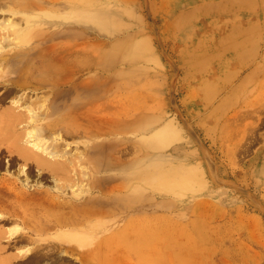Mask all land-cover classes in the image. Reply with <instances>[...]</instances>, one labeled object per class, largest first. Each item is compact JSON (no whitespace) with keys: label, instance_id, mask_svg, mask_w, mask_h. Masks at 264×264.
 <instances>
[{"label":"rangeland","instance_id":"rangeland-1","mask_svg":"<svg viewBox=\"0 0 264 264\" xmlns=\"http://www.w3.org/2000/svg\"><path fill=\"white\" fill-rule=\"evenodd\" d=\"M8 18L18 24L0 28L1 40L14 39L16 26L28 24L39 34L51 22L66 24L50 40L30 39L22 52L30 76L40 69L34 54L49 46L61 49L67 39L84 41L85 50L78 48L71 64L62 67L75 71L77 81L96 77V68L118 72L113 79L120 85L121 105L134 101L140 114L136 125L152 130L126 131L114 146L115 135L97 133L85 120L74 122L69 106L84 105L99 116L114 111L115 103L94 104L96 93L90 88L80 87L87 96L80 88L69 94H64L67 87L59 88L57 96L63 99L51 116L63 125L72 119L66 126L78 129L59 133L71 161L63 173H37L31 166L30 171L14 153L0 152V246L5 244V255L12 258L21 249L29 255L38 244L45 251L52 241L73 247L74 253H56L47 264H83L78 252L84 249L90 253L88 264H264V0H0V22H11ZM1 52L14 75L9 76L15 77L19 52L12 45ZM45 92L27 93L35 100L47 97ZM7 101L0 105H10ZM55 136L43 137L51 142ZM22 166L27 174L19 172ZM63 218L71 224L59 223ZM10 230L25 235L8 244Z\"/></svg>","mask_w":264,"mask_h":264},{"label":"bare ground","instance_id":"bare-ground-1","mask_svg":"<svg viewBox=\"0 0 264 264\" xmlns=\"http://www.w3.org/2000/svg\"><path fill=\"white\" fill-rule=\"evenodd\" d=\"M57 1V0H56ZM10 2V1H9ZM35 4V3H34ZM37 4V3H36ZM5 6V5H4ZM23 6V5H22ZM29 6V5H28ZM27 6V7H28ZM34 6V5H33ZM32 7V5H31ZM36 7V6H34ZM38 7V6H37ZM20 9V8H19ZM260 9V8H259ZM28 10V9H27ZM26 10V11H27ZM16 11V10H15ZM208 11V10H207ZM206 11V12H207ZM12 12V11H11ZM17 12V11H16ZM19 12V10H18ZM23 14V13H22ZM237 16V15H236ZM10 17V16H9ZM39 17V16H37ZM9 20L11 18H8ZM15 19V18H14ZM12 19V20H14ZM30 19V18H29ZM37 19V18H36ZM8 20V21H9ZM16 20V19H15ZM31 20V19H30ZM73 20V19H72ZM11 21V20H10ZM55 21V20H54ZM57 21V20H56ZM6 21L4 22H0V28H4L5 27V30H6V26L10 27L11 28L13 27V24L17 23H13L12 21L11 22H8V23H5ZM20 22V21H19ZM29 22V21H27ZM60 22V21H59ZM71 22V21H69ZM67 21V23H69ZM18 24V23H17ZM50 24V23H49ZM48 24V25H49ZM51 26L52 27H48L46 30H43L42 29V32H40L39 34L38 33H34L33 34V31L30 30L28 28V24L25 25V27H18L16 26L17 28H14L13 29V34L15 36V38L13 39H10L6 36H3V39L1 40L0 39V88H2V90H0V102H2L3 104L6 103V102H9L7 101L8 98H10V105L8 106H4L2 107V105H0V152H2L3 150L7 151L9 153V155L11 153H14V156L19 160V161H22L24 163V166H26L27 168L30 166L31 167H35L37 171V173H42L43 171H48L50 172L52 175L54 176H58L59 174L63 173L62 171H64V169H66V167L68 166V164L71 163L70 159H69V156H67V150H65V148H62L61 147V143L58 141L61 136H60V132H63V133H73L72 131L74 132H77L78 129H75L74 128V124L71 125L68 127L66 126L67 123L70 122V120L72 121V119L74 120V122H77L78 119L84 121L90 125V126H95L96 130H97V133L98 131H104L106 133H110L112 135H115L116 136V140H115V144H113L114 146L117 144H119V141L121 140V137H119L118 135H121L122 133L124 134V132H139L141 129L138 127L137 122L139 121V118H140V114L139 112H137V107L134 106L135 104L134 101L133 103H128L127 105H121V96L119 95V82L116 81L115 79L113 78H117L120 74L118 72L114 73V74H108L106 73L103 69V66L102 68L103 69H100V68H96V77H87V78H82L80 81H77L76 77H75V71L71 70V69H68L67 68H64L62 66H64L63 64L65 63H69L70 61V56L72 55H77L76 53L74 54V52H78L80 50H85V48L87 47V43L84 42V41H81L80 43H75L73 42L71 39H67V41L63 42L64 44L62 45V48L60 49L59 47H56L55 46H49L47 47V49L45 51H42L38 54H34L33 55V62H35L34 66H37L38 64V67H40V69L37 70V72L34 74L36 76H30L27 71H26V64H25V59L27 58V55H26V58L24 59V55L22 54V52L25 50V48L27 47V45L29 44V41L30 39L33 37V36H40L43 39H48L50 40L53 35H57L56 33L60 32V30L58 28H60V26H65L66 24L65 23H61L62 25H57V26H54L53 25V22H51ZM86 24V23H85ZM20 25V24H19ZM76 25V24H75ZM87 25V24H86ZM85 25V26H86ZM72 26V25H71ZM88 27V25H87ZM250 27V26H249ZM10 28V29H11ZM34 28V27H33ZM37 28V27H36ZM66 28V27H64ZM32 29V28H31ZM68 29V28H67ZM83 30L86 29V27H82ZM41 30V29H40ZM71 30V29H70ZM69 30V31H70ZM8 32H9V29H8ZM11 32H12V29H11ZM35 32V31H34ZM6 33V32H5ZM8 34V33H6ZM59 35V33H58ZM61 35V34H60ZM56 37V36H55ZM58 38V37H57ZM85 38V37H84ZM56 39V38H55ZM44 41V40H43ZM245 41V40H244ZM48 42V41H46ZM241 42V41H240ZM239 42V43H240ZM45 43V42H44ZM54 43H57L54 42ZM38 44V43H37ZM39 44H42V43H39ZM14 46L15 49L17 50V52H19L17 56V75L15 77H11L9 76V73L11 74V66H10V63H9V60L6 58V55L4 54V52H1V50H3V48L7 47V46ZM50 45V44H49ZM52 45V43H51ZM91 45V44H90ZM102 45V43H101ZM192 45V44H191ZM201 45V44H200ZM30 46V45H29ZM42 46V45H41ZM39 46V47H41ZM44 46V45H43ZM48 46V43L47 45ZM45 46V47H46ZM61 47V46H60ZM30 48V47H29ZM60 49V50H56V49ZM80 49V50H77V49ZM43 49V48H42ZM45 49V48H44ZM37 52V48L35 49ZM41 50V49H40ZM7 51V49H6ZM11 51V50H10ZM27 52V51H26ZM34 52V53H35ZM46 52V54H44ZM31 53V52H30ZM11 54V53H10ZM9 54V55H10ZM25 54V53H24ZM33 54V53H32ZM89 54V53H88ZM95 54V53H94ZM29 55V53H28ZM31 55V54H30ZM84 55V54H83ZM91 55V54H89ZM94 56V55H93ZM92 56V57H93ZM14 57V55L12 56ZM10 57V58H12ZM29 57V56H28ZM79 57V55H78ZM85 57V56H84ZM88 57V56H87ZM105 57V56H104ZM77 58V57H76ZM95 58V57H93ZM92 58V59H93ZM143 58V57H142ZM81 59V58H80ZM101 59L102 56H101ZM11 60H14L13 58ZM79 60V59H78ZM88 62L89 59H87ZM86 60V61H87ZM55 61L56 63L55 64H52V62ZM85 61V62H86ZM95 61V60H94ZM71 62V61H70ZM84 62V61H83ZM100 61H98L99 63ZM72 63H73V60H72ZM76 63V62H75ZM107 63V62H105ZM104 63V65H105ZM71 64V63H69ZM81 64V62H80ZM88 64V63H87ZM96 64V62H95ZM100 64V63H99ZM32 65V64H31ZM67 65V64H66ZM93 65V64H92ZM98 64H96L97 66ZM102 65V63H101ZM99 65V66H101ZM69 66V65H68ZM71 66V65H70ZM74 67V65H72ZM76 66V65H75ZM78 66V65H77ZM98 66V67H99ZM117 66V65H116ZM93 67V66H92ZM105 67V66H104ZM14 69V68H13ZM84 69V68H83ZM89 69V68H88ZM91 69V67H90ZM92 70V69H91ZM14 71V70H13ZM32 71V70H31ZM84 73V72H83ZM14 74V73H13ZM77 74V73H76ZM257 74V73H256ZM12 75V74H11ZM14 76V75H12ZM39 76V77H38ZM83 76V75H81ZM80 76V78H81ZM257 77V76H256ZM119 78V77H118ZM110 80L112 82H110ZM118 80V79H117ZM219 82V81H218ZM132 85H133V82H131ZM122 85V84H121ZM127 85V84H126ZM130 85V83H129ZM136 86V85H135ZM62 87H67V93H64V94H69L71 93L72 91H75L77 88H84V90L86 89V92H87V88H90L89 90H93L94 92L93 93H96V100L95 102L93 101V99H91L94 104L95 103H111L114 105L115 103V109L112 108V110L114 109V111H111L109 113H105L104 112L102 113V115H99V116H94L92 113H90L89 111H86V109H84V105H76V106H69V111H71L72 113L69 115V117H71L72 119L68 120L69 122L66 123V120H65V124L66 125H63L62 123H60V120L58 119L59 117H53L51 116L52 113L54 112V110H56V106L59 104V101L61 99H63V96L62 98L61 95H60V100L57 96V90H59V88H62ZM125 87V86H124ZM134 87V86H133ZM80 88L82 91L83 89ZM113 89V91L111 90L110 92L108 91L109 89ZM123 88V87H121ZM127 88V87H126ZM135 88V87H134ZM63 89V88H62ZM66 89V88H65ZM28 90H31L33 91L34 93H36L37 91H42V92H45L47 90H49L53 95L50 96V93L49 92H45L43 94H48L47 97H44V99H40L42 96L39 95L40 98L38 99H35V100H30V95H28L29 93ZM61 90V89H60ZM59 90V91H60ZM78 89V91H81ZM88 90V91H89ZM81 91V92H82ZM89 91V92H91ZM76 92V91H75ZM74 92V93H75ZM86 92H82L81 95H84L86 94ZM240 92V91H239ZM78 93V92H77ZM84 93V94H83ZM31 94V93H30ZM37 94V93H36ZM42 94V93H41ZM42 94V95H43ZM59 94V93H58ZM61 94V93H60ZM79 94V93H78ZM77 94V95H78ZM91 94V93H90ZM89 94V95H90ZM38 95V94H37ZM71 95V94H70ZM88 95V96H89ZM94 95V94H93ZM93 95H90L91 97H94ZM133 95V94H132ZM66 96V95H65ZM80 96V95H79ZM84 96H87L84 95ZM128 97V96H127ZM134 97V95H133ZM145 97V96H144ZM143 97V98H144ZM33 98V97H32ZM43 98V97H42ZM83 99V98H82ZM81 99V100H82ZM123 99V98H122ZM59 100V101H58ZM80 100V99H78ZM80 100V101H81ZM88 101V100H87ZM90 101V100H89ZM130 101V99H129ZM62 102V101H61ZM93 102H90V104L93 105ZM66 103V102H65ZM64 103V104H65ZM89 103V102H87ZM1 104V103H0ZM81 104H84L81 102ZM123 104V103H122ZM75 105V104H74ZM89 104H87V109L91 108L90 106L88 107ZM102 105V104H101ZM108 105V104H107ZM105 104V106H107ZM140 105V104H139ZM60 106V105H59ZM150 106V105H149ZM101 107V106H100ZM104 107V105H103ZM65 108H66V105H65ZM110 109L111 108L107 107V109ZM139 108V107H138ZM151 108V107H150ZM149 108V109H150ZM60 109V107H59ZM104 108H102L103 110ZM106 109V108H105ZM104 109V110H105ZM108 109V110H109ZM65 110V109H64ZM91 110V109H90ZM94 110V109H93ZM107 110V112H108ZM140 111V110H139ZM56 112H60L59 110L56 111ZM93 112V111H91ZM97 112H100L97 110ZM96 112V113H97ZM144 112V111H143ZM62 113V112H61ZM95 113V112H94ZM148 113V112H146ZM69 114V113H68ZM98 114V113H97ZM54 115V114H53ZM49 116H51L52 118H50ZM61 116V115H60ZM49 117L50 119H48V121H46L45 123H43L42 121ZM61 119V118H60ZM127 123V128H124L122 127V123ZM85 124V123H84ZM76 126L79 125V123H76L75 124ZM81 126V125H80ZM83 126V125H82ZM89 127V126H88ZM92 127V128H93ZM86 128V127H85ZM84 128V129H85ZM171 128V127H170ZM71 129H73L71 131ZM83 129V127H82ZM81 129V130H82ZM151 129L149 126L144 128L143 130L141 131H144V130H149ZM88 130V129H86ZM152 130V129H151ZM92 131V130H91ZM82 133V131H79ZM84 132V131H83ZM168 132V131H166ZM46 133H49L50 135H52L53 133H57V137H53V140L51 142H48V139L47 141L44 140V135H46ZM93 133V132H92ZM96 133V134H97ZM100 133V132H99ZM108 133V134H109ZM83 134V133H82ZM95 134V135H96ZM103 134V133H102ZM79 135V134H78ZM84 135V134H83ZM71 136V135H70ZM73 136V135H72ZM71 136V137H72ZM85 136V135H84ZM86 136H89L86 134ZM91 136V135H90ZM89 136V137H90ZM99 136V135H98ZM126 136V135H125ZM154 136V135H153ZM158 136V135H157ZM50 137V136H49ZM96 137V136H95ZM124 137V136H123ZM128 137V136H127ZM62 139V138H61ZM91 139V138H90ZM123 139V138H122ZM125 139V138H124ZM147 139V138H145ZM157 139V137H156ZM25 143H23V141ZM92 140V139H91ZM113 140V138H112ZM129 140V139H128ZM131 140V139H130ZM136 140V139H135ZM151 140V139H150ZM149 138H148V141H150ZM155 140V139H153ZM90 141V140H89ZM88 141V142H89ZM95 141V140H94ZM93 141V142H94ZM97 141V140H96ZM114 141V140H113ZM133 141V140H132ZM144 141V140H143ZM152 141V140H151ZM159 141V140H158ZM64 142V140H63ZM109 142V141H108ZM125 142V141H124ZM134 142V141H133ZM140 142V140H139ZM100 143V142H98ZM103 143V142H102ZM110 143V142H109ZM107 143V144H109ZM148 143V142H147ZM152 143V142H151ZM168 143V142H167ZM24 144V145H23ZM122 144V143H121ZM136 144V143H135ZM140 144V143H139ZM63 145V144H62ZM88 145V144H87ZM94 145V144H93ZM101 143L98 145L97 144V147L100 146ZM103 145V144H102ZM130 145V144H129ZM143 145V144H142ZM149 145V143H148ZM151 145V144H150ZM149 145V146H150ZM155 145V144H154ZM64 146V145H63ZM96 146V145H95ZM133 146V145H132ZM139 146V145H138ZM146 146V145H145ZM153 146V145H151ZM103 147V146H102ZM124 147V146H122ZM128 147V146H127ZM142 147V146H141ZM90 148V147H89ZM92 148V147H91ZM90 148V149H91ZM114 148V147H113ZM138 148V147H137ZM153 148V147H151ZM156 148V147H155ZM94 149V148H93ZM98 149V148H97ZM105 149V147H104ZM111 149V148H110ZM121 149V148H120ZM125 149V148H124ZM132 149V148H130ZM134 149V148H133ZM87 150V149H86ZM89 150V149H88ZM136 150V149H135ZM111 151V150H110ZM116 151V150H115ZM121 151V150H120ZM124 152V150H122ZM126 151V150H125ZM137 151V150H136ZM139 151V150H138ZM151 151V150H150ZM153 151V150H152ZM87 152V151H86ZM94 152V151H93ZM118 152V150H117ZM116 152V154H117ZM122 152V153H123ZM128 152V151H127ZM134 152V151H133ZM143 152V151H142ZM145 152V151H144ZM70 153V156H71V152ZM73 153V152H72ZM81 153V152H80ZM139 153V152H138ZM83 154V153H82ZM120 154V153H119ZM118 154V155H119ZM137 154V153H136ZM147 154V153H146ZM8 155V154H7ZM8 155V156H9ZM75 154H73L74 156ZM80 155V154H79ZM78 155V157H80ZM117 155V156H118ZM123 155V154H122ZM121 155V156H122ZM143 155V154H142ZM154 155V154H153ZM13 156V157H14ZM91 156V155H89ZM88 156V157H89ZM94 156V155H93ZM97 156V155H96ZM112 158H113V155H111ZM10 157V156H9ZM76 157V156H75ZM75 157H72L73 159H75ZM87 157V158H88ZM99 157V156H98ZM153 157V156H152ZM100 158V157H99ZM111 158V159H112ZM115 158V157H114ZM120 159V157H117ZM116 158V159H117ZM10 159V158H9ZM14 159V158H13ZM79 159V158H77ZM76 159V160H77ZM81 159V158H80ZM79 159V160H80ZM83 159V157H82ZM101 159V158H100ZM117 159V161L119 160ZM121 160V159H120ZM90 161V160H89ZM94 161V160H93ZM100 161V160H99ZM114 162V160H112ZM76 162V161H75ZM79 162V161H77ZM76 162V163H77ZM86 162H88L86 160ZM113 162L111 165H113ZM116 162V161H115ZM114 162V163H115ZM120 162V161H119ZM118 162V164H119ZM68 163V164H66ZM73 163V162H72ZM83 163V162H82ZM90 163V162H88ZM96 163V162H95ZM100 163H103V162H100ZM110 163V162H109ZM122 163V162H121ZM94 164V163H93ZM99 164V163H98ZM117 164V165H118ZM20 165V163H19ZM22 165V164H21ZM97 165V164H96ZM149 165H150V162H149ZM7 166V165H6ZM74 166V165H73ZM84 166V164H83ZM95 167V165H93ZM98 166V165H97ZM104 166V165H103ZM70 167H72L70 165ZM86 167V166H85ZM105 167H107L105 165ZM118 167V166H117ZM28 168V169H29ZM77 168V167H75ZM74 168V169H75ZM80 168V167H79ZM116 168V167H115ZM149 168V167H148ZM147 168V169H148ZM151 168V167H150ZM31 169V168H30ZM29 169V170H30ZM70 169V168H69ZM72 169V168H71ZM73 169V170H74ZM84 169V168H83ZM88 169V168H87ZM99 169V168H97ZM95 169V170H97ZM101 169H102V166H101ZM111 169V168H110ZM146 169V170H147ZM68 170V169H67ZM72 170V172H73ZM8 171V170H7ZM31 171V170H30ZM66 171V170H65ZM89 171V170H88ZM113 171V170H112ZM19 172H24V173H28L27 169H25V167L22 166V168L20 169ZM70 172V171H69ZM67 171V173H69ZM76 172V171H75ZM84 172V171H83ZM90 172V171H89ZM100 172V171H99ZM98 172V173H99ZM119 172V171H117ZM148 172V171H147ZM172 172V170L170 171ZM80 173V172H79ZM85 173V172H84ZM120 173V172H119ZM148 173H151L150 171ZM73 174V173H72ZM86 174V173H85ZM91 174V173H90ZM129 174V173H128ZM136 174V173H135ZM165 174V173H164ZM174 174V173H173ZM23 175V173H22ZM45 175V174H44ZM84 175V174H82ZM88 175V174H87ZM103 175V174H102ZM113 175V174H112ZM116 175V173H115ZM118 175V174H117ZM80 176V175H79ZM89 176V175H88ZM106 176V175H105ZM107 180L108 178L105 177ZM108 176V175H107ZM120 176V175H118ZM151 176V175H150ZM150 176H147L150 177ZM64 177H66V175H64ZM75 176L73 175V178ZM111 177V175H110ZM114 177H117V176H114ZM173 177V176H171ZM170 177V178H171ZM25 178V177H24ZM52 178V177H51ZM60 179H64V178H61L59 177ZM58 178V179H59ZM71 178V177H70ZM69 177L67 179H70ZM97 178V177H96ZM146 178V177H145ZM168 180H169V177H167ZM5 179V178H4ZM56 179V178H55ZM66 179V181H67ZM100 179V178H99ZM98 179V180H99ZM26 180V179H25ZM65 180V179H64ZM71 180V179H70ZM73 180V179H72ZM102 180V179H101ZM104 180V179H103ZM102 180V181H103ZM167 180V179H166ZM54 181V180H53ZM145 181H148V180H145ZM2 182V181H1ZM8 181H6L7 183ZM16 182V181H15ZM22 182V181H21ZM27 182V181H26ZM61 182V181H59ZM106 182V181H104ZM108 182V181H107ZM170 182V181H169ZM5 183V184H6ZM62 183V182H61ZM97 183V182H96ZM95 183V184H96ZM103 183V182H102ZM168 183V182H167ZM24 184V183H23ZM86 184V183H85ZM104 184V183H103ZM100 185V188L101 186ZM169 184V183H168ZM174 184V183H173ZM177 183H175L176 185ZM63 185V184H61ZM71 185V184H70ZM97 185H99L97 183ZM3 187H5L4 185H2ZM7 186V185H6ZM40 186V185H39ZM82 186V185H81ZM90 186H93V185H90ZM89 186V187H90ZM95 186V185H94ZM93 186V187H94ZM1 187V186H0ZM27 187V186H26ZM79 190V186H77ZM76 187V188H77ZM177 187V186H176ZM7 188L8 190H10V188L8 187H5ZM54 188H56L57 190H59L60 186L58 185V183H56V185L54 186ZM53 188V189H54ZM72 188V187H71ZM86 188V187H85ZM174 188V187H173ZM15 189V188H14ZM69 189V188H68ZM67 189V190H68ZM75 189V188H74ZM111 189V188H110ZM81 190V189H80ZM79 190V191H80ZM95 190V189H94ZM100 190V189H99ZM107 190V189H106ZM0 191H2L0 189ZM7 191V190H6ZM73 191H76V190H73ZM81 191H85L84 189L81 190ZM98 191V190H97ZM108 191V190H107ZM111 191V190H110ZM109 191V192H110ZM115 191V190H114ZM117 191V190H116ZM10 192V191H9ZM14 192V191H13ZM62 192V191H61ZM60 192V193H61ZM65 192V191H64ZM77 192V191H76ZM75 192V193H76ZM49 193V192H48ZM79 193V192H78ZM5 194H8V193H4ZM14 194V193H13ZM18 194V193H17ZM73 194V193H72ZM86 194V192H85ZM117 194V193H116ZM3 195V194H2ZM22 195V194H20ZM48 195V194H46ZM59 195V194H58ZM67 195V194H66ZM75 195V194H74ZM17 196V195H16ZM63 196V195H62ZM108 196V195H107ZM114 196V195H113ZM122 196V195H121ZM2 197V196H1ZM0 197V198H1ZM109 197V196H108ZM22 198V196H21ZM58 198V197H57ZM4 199V198H3ZM56 199V197H55ZM88 199V198H87ZM104 199V197H103ZM106 199V198H105ZM54 200V199H53ZM81 200V199H80ZM101 200V199H100ZM1 201V200H0ZM52 201V200H51ZM63 201V200H62ZM78 201V200H77ZM96 201V200H95ZM106 201V200H105ZM104 201V202H105ZM110 201V200H109ZM108 201V202H109ZM58 202V201H57ZM60 202V201H59ZM79 202V201H78ZM100 202V201H99ZM97 202V203H99ZM53 204V203H52ZM66 204V203H65ZM5 205V204H4ZM59 205H62L63 206V203L60 202ZM80 205V204H78ZM86 205H87V202H86ZM81 206V205H80ZM92 207V206H91ZM2 209V207H1ZM0 209V210H1ZM92 209V208H91ZM90 209V210H91ZM106 212V211H105ZM4 219V218H3ZM52 219V218H51ZM6 220V218H5ZM12 221V219H11ZM53 223V222H52ZM59 223H61L63 226L66 224V225H70L71 223H67L66 219H60L59 220ZM79 223V222H77ZM74 225V224H73ZM76 226V225H75ZM19 227V226H18ZM21 227V226H20ZM48 227V226H47ZM61 227V226H60ZM15 228V227H13ZM21 229V228H20ZM19 229V230H20ZM45 229V228H44ZM51 229V227H50ZM65 229V228H64ZM80 229V228H79ZM94 229V228H93ZM7 230V229H6ZM13 230V229H12ZM10 230V231H12ZM25 230V229H24ZM29 230V229H28ZM32 230V229H31ZM35 230V229H34ZM85 230V229H84ZM62 231V230H61ZM82 231V230H81ZM1 232V231H0ZM27 232V231H26ZM30 233V232H29ZM33 233V232H32ZM37 233V232H36ZM89 233V232H88ZM10 235H7L5 237H10V240L9 238L6 240L8 244L10 243H13V244H16L18 242L19 239H21L23 237V235H25L24 232L22 231H17L14 230L12 231L11 233H8ZM45 234V233H44ZM76 234V232H75ZM29 235V234H28ZM77 235V234H76ZM86 235V234H85ZM1 236V235H0ZM79 236V235H77ZM36 237V236H35ZM34 237V238H35ZM42 237V236H41ZM27 238V236H26ZM29 238V237H28ZM31 238V237H30ZM38 238V237H37ZM40 238V236H39ZM38 238V239H39ZM45 238V237H44ZM53 238V237H52ZM86 238V237H85ZM2 239V238H0ZM32 239V238H31ZM49 238H47L48 240ZM103 239V237H102ZM101 239V240H102ZM28 240V239H27ZM30 240V239H29ZM33 240V239H32ZM35 240V239H34ZM37 240V239H36ZM42 240V239H40ZM59 241V240H58ZM34 242V241H33ZM3 243V242H2ZM42 243V242H41ZM47 243V242H45ZM4 244V243H3ZM33 244V243H31ZM43 244V243H42ZM65 244V242H64ZM82 244H84L82 242ZM35 245V244H34ZM5 246V244H4ZM4 246H0V264H13V262L15 264H47V260H56V257L58 256V254L56 253H59V252H64V253H68V254H71L73 255V251H74V248L71 247V246H66V245H62V244H59V243H54L52 241H50L49 243L45 244V246H49L48 249H46L45 251H42L40 250V247L41 244L37 245L35 250H33L34 252H30V254L28 255V249H24L22 251V249L20 251H18V253L16 255H12L13 257V262H12V258L5 255L4 254ZM8 246V245H6ZM10 246V245H9ZM72 246H75V245H72ZM22 247V246H20ZM42 247V246H41ZM76 247V246H75ZM78 247V246H77ZM12 248V247H11ZM76 249V248H75ZM84 249V248H83ZM89 249V248H88ZM93 249V248H92ZM7 250V249H6ZM32 250V248H31ZM55 250H58L57 252ZM79 251V248L77 249ZM85 250V249H84ZM77 251L80 255H82L83 258H85L86 260H82L81 259V256L79 257V262L83 263V264H88L87 261H88V255L90 254L89 252H87L86 250L85 251ZM104 250V249H103ZM76 252V251H75ZM28 255V256H27ZM91 256V255H90ZM93 256V254H92ZM102 257V256H101ZM122 257V256H121ZM15 258H17L15 260ZM78 258V257H77ZM92 259V258H91ZM15 260V261H14ZM89 261H92V260H89ZM94 261V260H93ZM92 261V262H93ZM111 264V263H110Z\"/></svg>","mask_w":264,"mask_h":264}]
</instances>
